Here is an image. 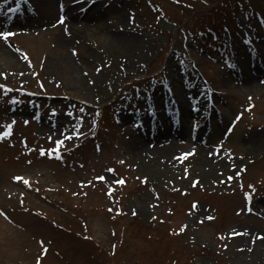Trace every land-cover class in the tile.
Masks as SVG:
<instances>
[{
  "label": "rangeland",
  "instance_id": "rangeland-1",
  "mask_svg": "<svg viewBox=\"0 0 264 264\" xmlns=\"http://www.w3.org/2000/svg\"><path fill=\"white\" fill-rule=\"evenodd\" d=\"M46 1L1 6L15 35L0 38V264H261L264 94L236 73L264 61V0H100L101 34L67 48ZM112 33L134 46L130 70ZM180 100L200 114L179 112L193 135L163 138L166 155L149 114ZM137 137L154 141L140 156Z\"/></svg>",
  "mask_w": 264,
  "mask_h": 264
},
{
  "label": "bare ground",
  "instance_id": "bare-ground-1",
  "mask_svg": "<svg viewBox=\"0 0 264 264\" xmlns=\"http://www.w3.org/2000/svg\"><path fill=\"white\" fill-rule=\"evenodd\" d=\"M40 1H42V0H40ZM62 1L69 3L72 0H62ZM59 3H60V0H47L46 3L43 2V6H46V4H47V7H48V10L46 11L47 16H44V14H43V16L45 18H47L48 20L43 22V26L48 27V25H50V22L52 21V16L54 15L53 7L55 4H56L57 12L58 11L59 12L64 11L66 13V16H68V20L70 22V23H67V28L65 29V31H63L61 33H55L54 32V35H56L55 41L57 42V44L60 48L69 47L73 43V41H72L73 38L81 37V35L87 29L90 30L91 34H96L97 36L99 34H101V30H102L101 26L104 25L103 24L104 23L103 22L104 15H103V13H97V14L94 13L96 8L98 6H101L102 2L100 0H94V2L88 3V4H87V2H85V3L83 2V4L81 6H78L77 9H75L71 13H69L68 10H70L72 5H66L65 3H62V2H61V4H59ZM57 6H58V8H57ZM2 13L3 12L0 10V16ZM44 17H42V19ZM42 19L39 20L38 24H40L42 22ZM3 23H4L3 18H0V31H2V29L4 28ZM25 25H27V23ZM102 43L107 48H111V49L117 48L118 50H120L123 54L122 57L125 58L124 65L126 66V69L130 70V67L133 66L131 56L133 55L132 48L134 49V46L130 43L129 37H125V36L121 35L120 33H112V34H108V36H106V39ZM0 46H1V44H0ZM0 49H1V55H3L5 58V60L2 58L0 61H3V62L5 61V63H6L7 59L12 60L13 56L6 48L1 46ZM63 54H64V57H66V61L69 63V65H71V69H72L71 72L74 71L75 66L77 68L84 66L85 61L79 60V59L77 61H75V59H73L71 56H68L65 53H63ZM14 62L16 64L18 63V61H14ZM247 66H248L247 70L249 72H247V70L245 69L246 72L244 71L241 75L239 73H236L237 76H239V80L241 81L242 85L245 88H249V89H251V90H253L259 94H264V70L262 68V63L260 62V60L257 57H255L254 59H252V57H251V60H250V62H248ZM255 72H256V74H255ZM258 76H260V77H258ZM176 88H177V82H176ZM177 92L180 95H182L181 89H178ZM180 95H178V96H180ZM180 99H183L182 96ZM177 107H179V109H177V112L181 111L182 113H184L186 115H187V113H191V114L195 115V114H198L200 112L199 108L196 111H190L189 112L188 106H187L186 102L183 100H180L179 103L177 102ZM163 108L164 109H163L162 113L164 115H166L167 114L166 112H169V108H168L167 104H164ZM174 111H176V110H174ZM147 115H145V117ZM149 115L152 116L151 117L152 118L151 123H153L155 125V127L158 128V132L162 128V126H160L159 123H161V124L165 123V126H166V124L168 125L170 118H171V116H169L168 119H166L165 116H163L165 122L164 121L159 122L158 116H156V108L155 107L152 109V112ZM120 117L123 118L122 115ZM154 119L156 121H158L159 123L157 124V122ZM171 125H176V122H172ZM167 130L170 131V129H167ZM167 132H165V133H167ZM217 132L218 131H215V135L217 134ZM151 133H153V131H151ZM163 134H164V132H160L161 138L158 135H155V137H156L155 139L160 138V140H157V141L160 143H163L165 145L163 151L166 152V155H167V153L169 155V153H170L169 151L172 149V143L169 144V141H167V140H168V137H170V136L174 137L175 134H169L167 137L163 136ZM178 134H181L184 138H188V137L191 138V136H189V132H187L186 129L181 130ZM144 135H146V134H144ZM149 135H152V134L149 133ZM201 136H203V133H201ZM201 136H199V137H201ZM163 138H167V140H164ZM253 138L254 139H252V147H255L259 141V136L254 135ZM206 139H207V141H209V139H211V136H208V138L206 136ZM163 141H165V142H163ZM153 142L154 141H152V139H149L147 137H137L131 142V147H133L134 149H137V154L140 156V155H143L145 151H148L147 150L148 149L147 144L153 143ZM150 165L151 164L149 163L148 166L150 167ZM155 169L157 170V168H155ZM164 171L168 173L170 171V167L164 168ZM258 254L259 255L257 256V259L260 260L261 264H264V250H261V252H259Z\"/></svg>",
  "mask_w": 264,
  "mask_h": 264
},
{
  "label": "snow or ice",
  "instance_id": "snow-or-ice-1",
  "mask_svg": "<svg viewBox=\"0 0 264 264\" xmlns=\"http://www.w3.org/2000/svg\"><path fill=\"white\" fill-rule=\"evenodd\" d=\"M89 3H92L93 0H88ZM7 3V0H0V4H6ZM18 10V6L17 8H8L7 11L8 12H13V11H17ZM59 22H63V17L61 18V20ZM12 35H15V33H12V32H9V31H0V38H3L5 40H7L8 37L12 36ZM26 58V57H25ZM0 75H3L2 73H0ZM7 86L6 85H0V89L2 88H6ZM237 119H239V117H237ZM5 131L4 132H0V136H7L9 134V130H10V127L11 125H5ZM78 133H73V135H77ZM67 139H71V137H67ZM56 144L59 146L62 144V141L58 140L56 141ZM43 154V153H42ZM108 171H112V169H109ZM14 179L16 180H23V182L25 184L28 183V181L26 179H23L22 177H14ZM97 179H100V180H103L104 177L101 176V177H98ZM229 179H231V177H229ZM117 183H123V181H116ZM251 187V185L249 186ZM245 197L246 199L250 198L249 194L248 193H245ZM193 207H195V204L193 205ZM251 210V209H249Z\"/></svg>",
  "mask_w": 264,
  "mask_h": 264
}]
</instances>
